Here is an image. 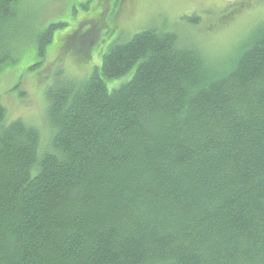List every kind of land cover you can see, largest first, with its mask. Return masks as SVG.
Masks as SVG:
<instances>
[{
	"label": "trees",
	"instance_id": "1",
	"mask_svg": "<svg viewBox=\"0 0 264 264\" xmlns=\"http://www.w3.org/2000/svg\"><path fill=\"white\" fill-rule=\"evenodd\" d=\"M18 2L0 0V70ZM47 98L42 152L39 128L0 105V264H264L262 31L217 72L144 30Z\"/></svg>",
	"mask_w": 264,
	"mask_h": 264
},
{
	"label": "rangeland",
	"instance_id": "2",
	"mask_svg": "<svg viewBox=\"0 0 264 264\" xmlns=\"http://www.w3.org/2000/svg\"><path fill=\"white\" fill-rule=\"evenodd\" d=\"M16 9L1 40L15 61L0 70V105L8 122L20 119L39 128L40 152L50 150L53 138L46 119L48 90L88 80L114 44L144 30L171 31L210 68L225 72L253 35L264 33V0H19ZM51 25L61 26L41 58L39 38ZM86 29L81 41L68 39ZM132 74L106 81L108 89Z\"/></svg>",
	"mask_w": 264,
	"mask_h": 264
},
{
	"label": "flooded vegetation",
	"instance_id": "3",
	"mask_svg": "<svg viewBox=\"0 0 264 264\" xmlns=\"http://www.w3.org/2000/svg\"><path fill=\"white\" fill-rule=\"evenodd\" d=\"M92 30H93V29H92ZM92 30H90V31H92ZM88 34H89V33H88ZM78 35H79V32H76V33H75V35H73V36H75V37H76V36H78ZM85 35H86V34H85ZM85 35H84V36H85ZM73 36L71 35V37H73ZM84 36H83V35H81V37H84Z\"/></svg>",
	"mask_w": 264,
	"mask_h": 264
}]
</instances>
